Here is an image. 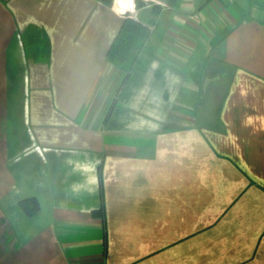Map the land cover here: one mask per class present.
Returning a JSON list of instances; mask_svg holds the SVG:
<instances>
[{
    "label": "crops",
    "instance_id": "crops-1",
    "mask_svg": "<svg viewBox=\"0 0 264 264\" xmlns=\"http://www.w3.org/2000/svg\"><path fill=\"white\" fill-rule=\"evenodd\" d=\"M139 1L110 98L116 6L0 0V264H264V8Z\"/></svg>",
    "mask_w": 264,
    "mask_h": 264
},
{
    "label": "trees",
    "instance_id": "trees-1",
    "mask_svg": "<svg viewBox=\"0 0 264 264\" xmlns=\"http://www.w3.org/2000/svg\"><path fill=\"white\" fill-rule=\"evenodd\" d=\"M102 1L104 3H110L108 0ZM122 15V23L107 51L106 57L109 63H113L122 67L126 65V72L124 75L125 77L133 67L145 63V60L152 55L153 48L151 49V53H148V57L143 61L133 63L130 60L131 51L136 47L138 42L144 40L149 35L151 29L149 24L143 23L142 21L134 18L130 13H122ZM18 203L24 210V213L28 216H34L39 211L38 201L34 197L21 199L18 201ZM94 213L99 214L102 212L100 210L95 211Z\"/></svg>",
    "mask_w": 264,
    "mask_h": 264
},
{
    "label": "rangeland",
    "instance_id": "rangeland-1",
    "mask_svg": "<svg viewBox=\"0 0 264 264\" xmlns=\"http://www.w3.org/2000/svg\"><path fill=\"white\" fill-rule=\"evenodd\" d=\"M110 3H112L121 13H130L133 12V9H136L140 7L141 3L139 0H134V8L132 10H129L127 8V0H108ZM261 3H260V2ZM259 4L264 8V3H262L261 0H259ZM151 9L154 11V13L159 16L162 14V10L159 8L151 7ZM151 31L149 35L142 41L138 42L136 47L131 51L130 53V60L133 63H138L139 61H143L148 57V53H151V49L153 48L152 41L153 38H156L155 34V26L150 24ZM35 38V35L33 36ZM41 41V40H40ZM43 44V40L41 41ZM44 48V44H43ZM153 53V52H152ZM125 67L118 66L113 63H109L106 72L102 78V81L100 82L102 91L109 93L110 98L115 96L117 93L118 88L120 87V84L122 82V79L125 75Z\"/></svg>",
    "mask_w": 264,
    "mask_h": 264
},
{
    "label": "clouds",
    "instance_id": "clouds-1",
    "mask_svg": "<svg viewBox=\"0 0 264 264\" xmlns=\"http://www.w3.org/2000/svg\"><path fill=\"white\" fill-rule=\"evenodd\" d=\"M127 8L129 10H132L134 8V0H127ZM155 67H156V65L154 64L153 68H155ZM171 80H172V83L178 82L175 77H172ZM85 167H87V166H85Z\"/></svg>",
    "mask_w": 264,
    "mask_h": 264
},
{
    "label": "built area",
    "instance_id": "built-area-1",
    "mask_svg": "<svg viewBox=\"0 0 264 264\" xmlns=\"http://www.w3.org/2000/svg\"><path fill=\"white\" fill-rule=\"evenodd\" d=\"M262 2L264 3V0H262Z\"/></svg>",
    "mask_w": 264,
    "mask_h": 264
}]
</instances>
